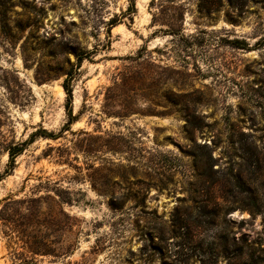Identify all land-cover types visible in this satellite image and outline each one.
I'll return each instance as SVG.
<instances>
[{
	"label": "rangeland",
	"instance_id": "374dc122",
	"mask_svg": "<svg viewBox=\"0 0 264 264\" xmlns=\"http://www.w3.org/2000/svg\"><path fill=\"white\" fill-rule=\"evenodd\" d=\"M132 1L0 0V264H264V0Z\"/></svg>",
	"mask_w": 264,
	"mask_h": 264
},
{
	"label": "trees",
	"instance_id": "16d2710c",
	"mask_svg": "<svg viewBox=\"0 0 264 264\" xmlns=\"http://www.w3.org/2000/svg\"><path fill=\"white\" fill-rule=\"evenodd\" d=\"M131 8H135V1L134 0L132 1L130 7L126 10V12L123 13V15H125V14L131 15L134 12V10H131ZM119 21H120V18L118 16H115V17H113V19H111L110 24L115 25ZM83 59H84V55L79 54L78 55L79 65ZM71 77H72V74H70L69 77H67L63 82V88H64L66 95H67L66 110H67V114L69 116V119L65 125V126H67L66 129H68L70 124L75 120V116L73 115V107H72V104H73V88H72V85L70 83ZM124 80H126V78H124ZM168 99L172 104L176 103V100L171 95V93L168 95ZM104 108H105L104 109L105 112L109 116L114 115V116L124 117L129 113V111H127V110H125L124 112L114 111L110 105L105 106ZM38 133H39V131H35V132L31 133L30 138H28V139H26L20 143H17L8 149V152H9L8 164L10 167L14 166L16 157L24 151V149L27 147L28 144H30L34 141L35 136L38 135ZM41 135H44L46 137H53V138L57 137L56 134L45 131V130L43 131V133ZM106 149L113 153V151L115 150L113 148V142L108 143L106 145ZM0 178H1V174H0ZM67 192H68V194H70V191L67 190ZM61 202L62 203H60V204H63V203L72 204L73 199H72L71 195H68L67 197H64V199L61 200ZM38 203H39L38 198L25 197V198L13 199L12 197H8L5 199V203H4V206L2 208V211L8 206H13L14 208H16V210L13 214H10L6 217L4 216V214H2V211H1L0 218L4 221H7V222H16L20 218L21 223L24 225V229L22 230V232H23V235L25 234V236L27 237V239L25 240V243L28 245L29 250L35 254H48L51 252L39 251L35 248L33 240L37 236L36 237L33 236L31 231H28L30 226H32L33 223L37 220ZM61 206H63V205H61ZM21 208H25L26 211L21 212L20 211ZM63 213L65 214V217L68 221L67 232H68L69 239L71 240V242L69 244V250L66 253V255H70L71 253L74 252V246L76 245V243L78 241L77 239L79 237L80 230L75 231L73 229L74 224L78 222V219L74 216H71L69 213L65 212L64 210H63ZM52 215L53 214H50L49 218L50 217L52 218ZM53 221L54 220L52 219L51 223ZM44 239H45V235L42 236V240H44Z\"/></svg>",
	"mask_w": 264,
	"mask_h": 264
}]
</instances>
